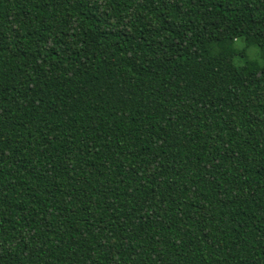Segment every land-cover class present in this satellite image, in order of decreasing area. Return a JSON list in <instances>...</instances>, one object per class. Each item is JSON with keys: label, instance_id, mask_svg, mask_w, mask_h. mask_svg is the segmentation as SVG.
<instances>
[{"label": "trees", "instance_id": "16d2710c", "mask_svg": "<svg viewBox=\"0 0 264 264\" xmlns=\"http://www.w3.org/2000/svg\"><path fill=\"white\" fill-rule=\"evenodd\" d=\"M0 264H264V0H0Z\"/></svg>", "mask_w": 264, "mask_h": 264}, {"label": "rangeland", "instance_id": "374dc122", "mask_svg": "<svg viewBox=\"0 0 264 264\" xmlns=\"http://www.w3.org/2000/svg\"><path fill=\"white\" fill-rule=\"evenodd\" d=\"M258 54H259V52H258V50L255 49V48H251V49L249 50V56H250L251 58H257V57H258Z\"/></svg>", "mask_w": 264, "mask_h": 264}]
</instances>
